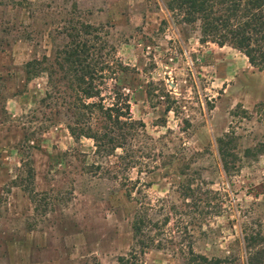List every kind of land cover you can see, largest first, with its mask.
<instances>
[{
    "label": "rangeland",
    "instance_id": "1",
    "mask_svg": "<svg viewBox=\"0 0 264 264\" xmlns=\"http://www.w3.org/2000/svg\"><path fill=\"white\" fill-rule=\"evenodd\" d=\"M168 1L0 0V264H116L138 248L137 214L152 240L142 264H245L241 231L264 235V71L200 43ZM76 23L101 103L128 105L123 152L95 154L66 129L57 63Z\"/></svg>",
    "mask_w": 264,
    "mask_h": 264
},
{
    "label": "trees",
    "instance_id": "2",
    "mask_svg": "<svg viewBox=\"0 0 264 264\" xmlns=\"http://www.w3.org/2000/svg\"><path fill=\"white\" fill-rule=\"evenodd\" d=\"M166 8L180 15L183 23L197 24L200 43L210 42L218 47L228 45L241 53L249 66L264 71V0H169ZM75 25L70 27L72 32L68 36L71 41L60 51L62 59L59 56L61 62L57 63L65 70L63 78L70 93L67 97L72 101L69 103L71 120L66 124V129L74 140L80 137L91 140L95 154H110L116 149L123 152L124 132L133 124L128 118V105L122 100L118 102L117 93H113L109 105L101 103L98 84L104 78L103 70L95 69L96 65L89 63L90 41L79 39L80 35H88L86 25ZM36 64L39 65V62L35 60L27 62L26 72H37ZM91 114L96 116L93 126L85 118ZM218 143V155L225 169V147L221 139H218ZM144 226L145 217L135 215L131 230L134 245L138 248H131L126 256L118 257L116 264H142L139 256L152 243L150 238L143 235ZM241 234L247 250L245 264H264L263 233L259 230H242ZM223 260H207L202 255L189 253L186 264H222Z\"/></svg>",
    "mask_w": 264,
    "mask_h": 264
}]
</instances>
